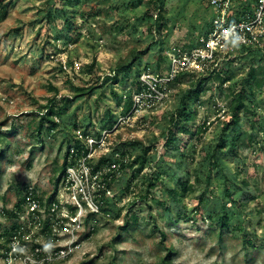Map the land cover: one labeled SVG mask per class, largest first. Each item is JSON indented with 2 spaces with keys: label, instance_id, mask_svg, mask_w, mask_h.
Returning <instances> with one entry per match:
<instances>
[{
  "label": "rangeland",
  "instance_id": "1",
  "mask_svg": "<svg viewBox=\"0 0 264 264\" xmlns=\"http://www.w3.org/2000/svg\"><path fill=\"white\" fill-rule=\"evenodd\" d=\"M147 8V0H80L68 12V32L45 18V0H0V236L12 226L19 196L32 187L51 199L64 155L76 158L70 152L79 135L86 132L94 144L100 133L105 138L86 161L97 166L101 155L118 150V162L99 165L112 175L109 201L88 218L80 248L62 264H264V38L258 53L233 60L230 82L208 79L195 101L197 78L184 79L160 106L108 128L103 120L118 118L136 74L155 68L160 53L191 45L211 15L203 0H163L157 34ZM249 70L257 82L248 109L225 130ZM180 99L194 111L179 121L191 131L167 144ZM228 132L245 136L235 152L216 146ZM228 187L235 202L224 194Z\"/></svg>",
  "mask_w": 264,
  "mask_h": 264
},
{
  "label": "built area",
  "instance_id": "2",
  "mask_svg": "<svg viewBox=\"0 0 264 264\" xmlns=\"http://www.w3.org/2000/svg\"><path fill=\"white\" fill-rule=\"evenodd\" d=\"M204 4L211 10L206 32L198 33L188 47L167 52L166 62L159 69L146 67L139 72L130 93L131 106L127 112L120 106L116 123L130 122L163 104L179 76L214 74L239 48L256 46L264 38V0H249L245 5L237 0H204ZM78 138L86 155L67 158L51 199H43L32 187L24 191L8 234L0 236V264L64 262L80 248L86 222L100 212L102 204L99 188L103 187V172L99 169L95 172L99 175L93 174L86 156L105 136L93 140L94 144L89 135ZM72 150L70 153L76 156L77 149ZM60 191L68 195V200Z\"/></svg>",
  "mask_w": 264,
  "mask_h": 264
},
{
  "label": "trees",
  "instance_id": "3",
  "mask_svg": "<svg viewBox=\"0 0 264 264\" xmlns=\"http://www.w3.org/2000/svg\"><path fill=\"white\" fill-rule=\"evenodd\" d=\"M80 0H45V4H46V9L44 12V16L47 20L54 22L55 26H57L58 28L68 31L70 32L71 30V20H70V16L68 17V12L72 11V8L74 7V5L78 4ZM141 1V0H139ZM204 3V0H203ZM147 4H148V8H147V16L148 18L151 20L150 24H149V30H153L155 33L160 34V31L162 29V24H163V19H164V10H163V0H147ZM205 5V4H204ZM206 6V5H205ZM207 7V6H206ZM208 8V7H207ZM5 9H3L2 13L4 14ZM55 20H57L59 22V26L57 25V23H55ZM209 22L205 23V27L203 29L202 32L200 33H205L207 30ZM257 46V45H256ZM256 46L253 47H241L239 48L235 55H233L232 57H230L227 61H225V63L223 64L222 69H220L218 72L214 73V74H203V75H198V76H189V75H181L179 76V78L176 79L175 83L173 85H175L176 83L181 82L184 79H190V78H197V84H196V88L192 89L193 91H191V94H195L196 98L195 101H197L198 99V93H199V89L201 84L205 83L208 79L215 77V78H220V85L224 84L225 82H230L233 77L235 76L236 72H233L232 69L230 68L233 65V60H235L237 57H241L244 53L247 52H253L254 54H256V52L258 53L260 51V49ZM146 51H143L142 53H145ZM242 54V55H241ZM241 55V56H240ZM158 58V62L155 64V70L159 69L161 65H163L166 62V56L162 55L161 53L159 54ZM125 68L128 67V65L123 66ZM122 67V68H123ZM139 74V72L136 74V76ZM232 78V79H231ZM113 80L114 79L113 77ZM256 79H255V73L253 70H249V72L246 75V78L243 79V81L240 82V84L236 87L235 89V96H234V105L231 106V116L228 119V121L225 124L224 129H230V128H234L236 125L239 124L240 118H239V113L240 110H246L248 109V107L246 106L245 102H246V98H250V88L252 87V85L254 83H256ZM134 84V81H132V85ZM232 84V83H229ZM172 85V86H173ZM233 85H228L227 89L230 90V87ZM77 92L84 93V89L82 88H77L76 89ZM130 93H131V89H127L125 90V98H123L122 96L120 97L122 100V108H123V112H127L131 106V101H130ZM189 98V97H188ZM187 101H184L183 99L179 100V105H178V115L174 118L173 123H172V128L171 131L169 132L168 136L166 137V141L165 143L169 144L171 142H175V143H180L182 142L183 138L181 136H186L188 134V132L191 131V128H189L187 125L183 124H179L180 120H189V119H193L194 118V111L190 110L188 108V106L186 105ZM50 112L52 113V110H50L47 114V116L50 114ZM108 114V113H107ZM45 118V117H44ZM113 118V113L110 114V117L103 120V122L105 123V126L108 128H111L113 126V124L115 123V119ZM53 124H55L54 121H51ZM88 135L86 132L83 133V136ZM253 136V134H248L246 137H248L249 139H251ZM94 137L99 138L100 137V133H96V135H94ZM245 136H243V133H235L233 135H231L229 132L228 133H223V136L221 138V140L219 141V143L216 144L217 147H228L230 150H232L233 152H235V149L239 146L240 142H243ZM79 141H81V143H79V141H77V146H75V148L77 149L76 151V158L79 156H82L84 154H86V149L83 145L82 140H80L79 138L77 139ZM183 144L178 147V148H182ZM118 150L114 149L111 151V153L109 152V155L107 153H105L104 155H101L98 160H97V166H91V172L95 173L97 170L100 169V166L102 164H105V162L108 163V165L112 162V161H108L112 158L113 161H116V159L114 158V154L117 152ZM148 151L147 148H144L142 151V154L145 155L146 152ZM67 152V151H66ZM119 156L122 157V154L124 152L119 151ZM67 154L66 153L64 155L63 161L59 167L58 170V174L56 176V178L53 180V190H56L58 182L60 180V178L63 176L64 172H65V167L67 164ZM120 158V157H118ZM212 162L215 163V165L218 167H220L222 165L220 159H217L215 157H212ZM208 162V161H207ZM100 165V166H99ZM119 165H122V162H120ZM205 167L207 166L206 164L204 165ZM98 168V169H97ZM177 173V172H176ZM221 174H223V176H226L228 178V176L226 175V173L221 172ZM228 174V173H227ZM110 174H106V173H102L101 174V184L104 188L100 187L99 188V198L102 202L101 207H100V211L102 212L104 210L105 204L106 202H108V195L106 194V188L108 185V181L111 180L112 175L108 178L107 176H109ZM176 178H180V174L177 173ZM234 175L232 174L231 176V182H233L234 179ZM209 175L207 177V180L209 181ZM177 180V181H178ZM182 186H184V183H181ZM106 185V188H105ZM231 186V185H230ZM244 190V191H243ZM241 192L242 196H243V203H245L246 200V195L249 193V188L248 187H244ZM206 189L203 190V196L205 194ZM225 195H227L228 197L231 198V200L233 202H235V199L233 198L232 194H233V190L232 187H228V189L225 191L224 193ZM22 198H23V193L22 195L19 196L18 200L16 201V203L14 204V208L13 211L9 212V215L12 217L14 216L15 212L14 210H20V204L22 202ZM104 206V207H103ZM95 216V215H94ZM87 220V219H86ZM223 224H226L223 221ZM63 261L61 262H55L52 264H62Z\"/></svg>",
  "mask_w": 264,
  "mask_h": 264
}]
</instances>
